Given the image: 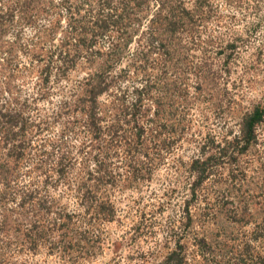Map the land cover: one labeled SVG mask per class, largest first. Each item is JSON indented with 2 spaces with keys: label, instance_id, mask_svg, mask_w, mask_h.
Instances as JSON below:
<instances>
[{
  "label": "rangeland",
  "instance_id": "obj_1",
  "mask_svg": "<svg viewBox=\"0 0 264 264\" xmlns=\"http://www.w3.org/2000/svg\"><path fill=\"white\" fill-rule=\"evenodd\" d=\"M82 1L0 0V14L9 7L18 13L27 6L34 21V27L22 26L16 16L0 32V100L6 99L3 82L13 74L10 96L18 99L24 116L35 126L24 142L26 147L32 143V149H27L20 164L25 174L21 183L28 181L26 172L41 159L37 145L59 139L61 128L54 114L59 101L70 99L77 86L106 67L121 91L143 86L147 78L151 81L157 101H145V107L149 115L157 110L159 123H166L157 130L160 141H165L155 155L160 161L149 182L113 193L116 213L112 222L86 233L79 224L73 232L79 241L71 242L70 253L65 255L56 249L50 252L52 235L43 209L12 200L23 190L6 191L5 198L0 197V264H161L175 250L180 251L184 264H264V122L258 125L257 143L231 169L227 165L214 169L197 198L191 197L194 179L189 172L191 161L201 152L213 154L217 144L239 134L245 115L257 106L264 107V0H137L127 11L140 18L139 32L117 60L112 50L119 35L111 31L96 37L89 55L77 52L76 66L67 79L50 80V95L24 106L25 98L36 91L45 54L60 45L73 19L88 20L86 4L75 17L68 8ZM93 1L94 5L99 2ZM126 1L119 0L115 7L120 9ZM159 1L179 14L198 10L191 14L190 28L178 32L170 46L158 44L148 50L140 36ZM52 27V40L46 38L47 33L40 39L37 30L50 33ZM10 46L14 52L8 57ZM140 51L146 54L142 62L135 61ZM126 100L132 101L129 96ZM76 131L64 137L73 157H78L77 150L86 140L81 128ZM44 149L50 151L47 145ZM6 154L0 147V163ZM62 189L50 190L56 200L53 207L81 212L72 197L62 195ZM36 235L45 244L31 251L28 241Z\"/></svg>",
  "mask_w": 264,
  "mask_h": 264
},
{
  "label": "trees",
  "instance_id": "obj_2",
  "mask_svg": "<svg viewBox=\"0 0 264 264\" xmlns=\"http://www.w3.org/2000/svg\"><path fill=\"white\" fill-rule=\"evenodd\" d=\"M118 1L99 0L94 5L95 1L84 0L79 6L69 5L68 8L73 11L71 17H75L86 4L88 20L73 19L60 45L45 54L38 73L36 91L25 98L24 106L49 96L50 80L58 83L67 79V74L76 66L77 52L89 55L91 40L94 38L115 31L119 35V42L113 45L112 51L113 57L116 60L119 58L120 51L131 43L135 32H139L141 20L135 13L127 11L128 6L135 5L137 0H127L120 9L115 7ZM157 6L153 17L148 20L147 30L140 36L148 50H154L155 46L158 48V44L170 46L171 40L178 32L190 28L191 14L197 13L198 10L179 14L161 1ZM6 9L4 14H0V32L10 26L16 16L22 26L34 27L33 17L29 15L31 9L27 6L18 13L10 7ZM37 31L40 39H43V33H47L45 36L51 41V33L53 34L55 28L52 27L50 33ZM13 52L14 48L10 46L6 53L11 57ZM135 58V61L142 62L146 54L140 51ZM9 59L5 61L4 72L7 70ZM141 72L144 76L145 71ZM12 78L13 74L6 76L2 85V94H6V99L0 100V147L7 151V157L0 163V197L5 198V192L9 190H14V193L16 189L23 190L19 196L16 193L17 197L12 200L18 203H34L37 208L43 209V217L48 216L52 235L50 252L57 250L65 255L70 253L68 246H71V242L79 241V238L75 239L77 233H73L79 224L84 226L83 233H86L97 230L101 223L113 221L116 209L112 196L115 191L135 188L140 183L149 182L154 166H157L156 161H160L159 157H155L156 152L160 151L165 143L160 141L157 130L164 129L166 123H159L157 110L149 115V109L145 107V101H157V98L152 96L153 85H150L149 78L143 81V86H133L121 91L120 87L116 88L110 67L98 69L91 78L72 91L70 99L59 101L54 113L61 128L59 139L54 142L44 140L41 145H37L41 159L31 167V171L26 172L28 181L21 183V177L25 174L22 176L20 164L25 159L27 149H32V143L26 147L28 145L24 146V142L28 132L35 126L30 118L24 116L25 109L18 99L10 96L13 95ZM114 88L115 93L112 92ZM102 96L110 100L100 101ZM128 96L131 97V102L126 100ZM262 122L264 107L257 106L242 119L237 136L231 141H224L223 145L217 144L213 154L206 156L205 152H201L191 161L189 172L194 179L190 189L192 198H197L200 187L214 174V169L225 165L231 169L236 165L238 158L257 143V128ZM78 128L82 129L86 140L82 141L77 150L78 157H73L64 137L69 134L76 135ZM46 145L50 151H45ZM57 187H62V195L72 197L82 211L66 212L63 209H55L52 203H56V200L50 190L55 191ZM51 214L52 218L49 219ZM43 217L41 221L45 222ZM36 233L38 234V230ZM36 236L28 241L31 251L45 244L42 237ZM198 246L201 248L202 245ZM161 264H184V259L180 251L175 250L168 253Z\"/></svg>",
  "mask_w": 264,
  "mask_h": 264
}]
</instances>
